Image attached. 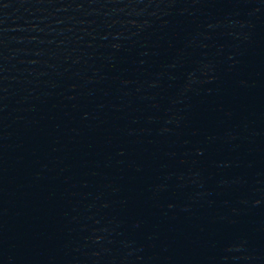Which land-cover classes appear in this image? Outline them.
Returning <instances> with one entry per match:
<instances>
[{
    "label": "water",
    "instance_id": "water-1",
    "mask_svg": "<svg viewBox=\"0 0 264 264\" xmlns=\"http://www.w3.org/2000/svg\"><path fill=\"white\" fill-rule=\"evenodd\" d=\"M0 264H264V0H0Z\"/></svg>",
    "mask_w": 264,
    "mask_h": 264
}]
</instances>
